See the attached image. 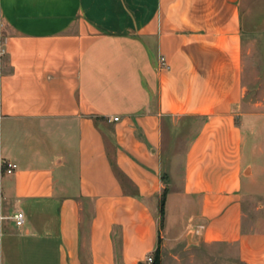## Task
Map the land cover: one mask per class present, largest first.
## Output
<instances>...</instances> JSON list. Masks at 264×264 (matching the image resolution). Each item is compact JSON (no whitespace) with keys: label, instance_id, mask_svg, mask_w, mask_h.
Instances as JSON below:
<instances>
[{"label":"crops","instance_id":"0c3cea01","mask_svg":"<svg viewBox=\"0 0 264 264\" xmlns=\"http://www.w3.org/2000/svg\"><path fill=\"white\" fill-rule=\"evenodd\" d=\"M249 2L0 0V264H264Z\"/></svg>","mask_w":264,"mask_h":264},{"label":"rangeland","instance_id":"374dc122","mask_svg":"<svg viewBox=\"0 0 264 264\" xmlns=\"http://www.w3.org/2000/svg\"><path fill=\"white\" fill-rule=\"evenodd\" d=\"M249 5L251 10L249 23L252 31L247 37L244 48L246 64L244 83L247 89L246 102L251 107L242 114H245L246 119L251 123L252 140L258 144L264 142V0H250ZM242 118L243 115L239 113L237 120L240 122ZM196 126L197 124L191 120H182L183 129L180 132L169 130L165 133L166 146H170L172 156L176 155L178 158L170 162V171L175 178H180L182 175L181 155L186 151L188 140L196 132ZM261 204H264V200ZM255 211L249 209L247 213L252 216Z\"/></svg>","mask_w":264,"mask_h":264},{"label":"built area","instance_id":"2783aa9c","mask_svg":"<svg viewBox=\"0 0 264 264\" xmlns=\"http://www.w3.org/2000/svg\"><path fill=\"white\" fill-rule=\"evenodd\" d=\"M1 54H4V51L2 50ZM162 63L163 65H165V59L162 58ZM119 118H114V121H118ZM3 165H4V172L8 175H11L15 172V170L17 169V165L12 163V162H8V161H3ZM15 220H16V224L18 226H22L24 224L25 221V215L23 212H18L15 216H14ZM147 262L148 264H153L154 262V258L153 256H149L147 258Z\"/></svg>","mask_w":264,"mask_h":264},{"label":"trees","instance_id":"16d2710c","mask_svg":"<svg viewBox=\"0 0 264 264\" xmlns=\"http://www.w3.org/2000/svg\"><path fill=\"white\" fill-rule=\"evenodd\" d=\"M165 195H166V194H164L163 203H162V208H161V220H162V225H163V219H164ZM153 264H160V256H159V254H157V255L155 256V259H154Z\"/></svg>","mask_w":264,"mask_h":264}]
</instances>
